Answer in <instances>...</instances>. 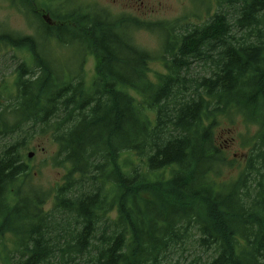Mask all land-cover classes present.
Listing matches in <instances>:
<instances>
[{
    "label": "trees",
    "instance_id": "obj_1",
    "mask_svg": "<svg viewBox=\"0 0 264 264\" xmlns=\"http://www.w3.org/2000/svg\"><path fill=\"white\" fill-rule=\"evenodd\" d=\"M215 8L196 23L152 22L61 0L59 14L51 9L61 26L40 21L41 39L76 51L74 67L47 58L34 36H3L33 62L18 64L10 103L0 90V138L10 139L0 264H264V0ZM135 29L165 34L166 72L155 80L156 56L133 41ZM227 116L257 130L243 142L246 165L225 180L236 159L216 128ZM38 132L51 134L53 165L65 170L50 187L34 183L23 154Z\"/></svg>",
    "mask_w": 264,
    "mask_h": 264
},
{
    "label": "rangeland",
    "instance_id": "obj_2",
    "mask_svg": "<svg viewBox=\"0 0 264 264\" xmlns=\"http://www.w3.org/2000/svg\"><path fill=\"white\" fill-rule=\"evenodd\" d=\"M79 2L99 3L109 8L114 15H133L140 19L152 22L176 21L183 17L190 19V22L196 23L205 19L209 14L206 8L212 5L210 14L216 10L215 0H76ZM209 3V4H208ZM33 9L38 7L45 9H54V3L47 4V0H32ZM35 5V6H34ZM48 6V8H47ZM27 9V8H25ZM34 15H37L34 12ZM49 12V11H47ZM41 19V16H38ZM40 22V21H39ZM38 21L33 22L27 14L21 9L12 7L10 0H0V90L7 97L6 104L14 98L16 88V69L18 64L26 62L32 64L33 58L31 51L25 48H17L7 44L3 36L7 33L13 35L34 36L36 41L43 46L45 56L57 60H68L72 66H77L80 61V55L73 49L63 48L56 40H49L46 44L42 43L41 32L38 30ZM133 41L140 47L150 50L156 58L151 62L150 77L156 79V73H165L166 69L161 59L165 34L162 31H150L147 29H135L132 32ZM44 41V40H43ZM83 71L87 79H91L95 73V59L93 56H87ZM191 71L194 74H204L205 71L200 63H194ZM131 93L133 91L130 90ZM256 127L249 128L240 116H227L221 119L220 125L216 128V135L223 146L227 148L228 155L236 162L231 167L223 168V179H231L239 174L246 165L247 150L249 146L243 145L248 138L254 135ZM10 141L6 137L0 138V153L5 145ZM27 148L23 150L25 161L32 166L34 174V183L43 187H50L56 181H60L65 173L62 167L53 165L58 145L53 140L50 133L42 134L38 132L33 139L27 141ZM34 152L33 157L28 153ZM115 212L112 216H115ZM9 246H12L9 243Z\"/></svg>",
    "mask_w": 264,
    "mask_h": 264
},
{
    "label": "flooded vegetation",
    "instance_id": "obj_3",
    "mask_svg": "<svg viewBox=\"0 0 264 264\" xmlns=\"http://www.w3.org/2000/svg\"><path fill=\"white\" fill-rule=\"evenodd\" d=\"M22 1V3H21ZM116 1V0H114ZM12 7L14 6L15 8H19L21 9V11L25 12L31 16L33 19H35V22L36 21H44L45 23H47L50 27L54 26L55 29L59 28L61 26V22L59 21V19L52 13L51 9L49 10V12H47L45 9L39 11V9H32V6L31 4L29 3L30 0H17V1H12ZM54 3V9H55V15L59 14V12L61 11V0H54V1H51V0H47V4H52ZM27 8V9H25ZM32 10L34 12L37 13V15H34V13L32 12ZM38 16H41V19L38 17ZM52 37L49 39L51 40ZM54 40L58 41V39L55 37L53 38Z\"/></svg>",
    "mask_w": 264,
    "mask_h": 264
},
{
    "label": "water",
    "instance_id": "obj_4",
    "mask_svg": "<svg viewBox=\"0 0 264 264\" xmlns=\"http://www.w3.org/2000/svg\"><path fill=\"white\" fill-rule=\"evenodd\" d=\"M28 155H29V157H33L34 152L33 151H30Z\"/></svg>",
    "mask_w": 264,
    "mask_h": 264
}]
</instances>
